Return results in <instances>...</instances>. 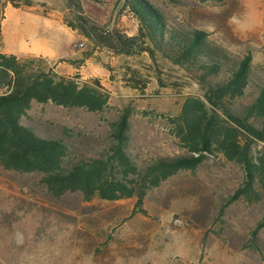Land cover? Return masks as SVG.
Here are the masks:
<instances>
[{"label": "rangeland", "instance_id": "obj_1", "mask_svg": "<svg viewBox=\"0 0 264 264\" xmlns=\"http://www.w3.org/2000/svg\"><path fill=\"white\" fill-rule=\"evenodd\" d=\"M147 1L171 29L203 31L209 44L235 58L250 52L252 86L264 85V0ZM79 3L80 16L107 25L103 31L118 27L138 34V21L123 0ZM22 7L0 0V53L50 40L63 56L75 48L68 31L15 10ZM67 16L74 19L76 10ZM145 42L151 51L123 55L87 39L77 47L82 57L90 55L87 65L59 76L97 83L108 96L104 111L33 102L21 123L40 137L62 139L67 159L76 161L103 154L111 143L110 124L128 108V152L139 166L183 155L167 120L178 115L186 97L202 98V90ZM41 60L42 69H52ZM41 179L0 166V264H264V229L256 230L264 191L253 203L242 198L227 203L244 179L235 163L210 158L195 170L178 172L147 192L143 212H134L135 198L86 202L79 192L55 197Z\"/></svg>", "mask_w": 264, "mask_h": 264}, {"label": "trees", "instance_id": "obj_2", "mask_svg": "<svg viewBox=\"0 0 264 264\" xmlns=\"http://www.w3.org/2000/svg\"><path fill=\"white\" fill-rule=\"evenodd\" d=\"M7 1L15 8L32 3ZM65 4L77 13L68 21L69 27L77 28L95 46L131 55L151 51L146 40L199 85L202 98L186 97L178 115L167 120L184 154L152 158L139 166L128 152L130 111L125 108L110 124L111 143L103 154L68 160V146L62 139L38 136L21 123L22 117L33 102L102 112L109 107L107 94L95 82L79 84L45 71L40 58L0 53L1 168L41 174V183L55 197L79 192L86 202L94 197L106 201L135 198L134 212H143L141 206L150 189L180 171H192L210 158H221L237 164L244 177L227 203L240 198L247 203L259 200L264 191V85L252 86V54L235 58L209 44L203 31L171 29L147 0H123L138 21L135 36L116 27L103 31L107 25L80 16L79 0ZM259 229H264V213L256 226Z\"/></svg>", "mask_w": 264, "mask_h": 264}, {"label": "crops", "instance_id": "obj_3", "mask_svg": "<svg viewBox=\"0 0 264 264\" xmlns=\"http://www.w3.org/2000/svg\"><path fill=\"white\" fill-rule=\"evenodd\" d=\"M15 10L28 15L32 19L40 18L47 21H55L58 25L64 28V30L68 31L73 39L76 40L75 48L71 50L68 55L63 56L57 53L54 49V42L50 40L47 44L32 47L27 44L23 45L14 53H8L4 50L1 53L43 59L47 64L51 65L52 72L58 76L73 73L84 68V65H87L90 55L82 57L80 54L82 49H77L79 44H82L84 47V43L87 42V39H85L77 28H71L67 24L69 20H72L67 16L69 9H67L65 2H62V0H55L54 3H49L46 2V0H33L31 6H24L22 9L19 8ZM80 61L82 62L81 64ZM57 62L59 63L57 64Z\"/></svg>", "mask_w": 264, "mask_h": 264}, {"label": "built area", "instance_id": "obj_4", "mask_svg": "<svg viewBox=\"0 0 264 264\" xmlns=\"http://www.w3.org/2000/svg\"><path fill=\"white\" fill-rule=\"evenodd\" d=\"M78 47H79V48H82V47H83V45H82V44H79V45H78Z\"/></svg>", "mask_w": 264, "mask_h": 264}]
</instances>
